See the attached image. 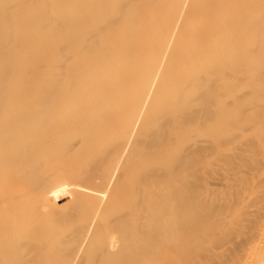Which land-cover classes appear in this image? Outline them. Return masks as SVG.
Instances as JSON below:
<instances>
[{
	"label": "bare ground",
	"instance_id": "obj_1",
	"mask_svg": "<svg viewBox=\"0 0 264 264\" xmlns=\"http://www.w3.org/2000/svg\"><path fill=\"white\" fill-rule=\"evenodd\" d=\"M232 131L264 156V0H0V264H199Z\"/></svg>",
	"mask_w": 264,
	"mask_h": 264
},
{
	"label": "rangeland",
	"instance_id": "obj_2",
	"mask_svg": "<svg viewBox=\"0 0 264 264\" xmlns=\"http://www.w3.org/2000/svg\"><path fill=\"white\" fill-rule=\"evenodd\" d=\"M248 136L232 131L229 162L215 161L207 168L210 179L220 182L216 190L225 198L220 203L225 201L232 209L211 238L201 243L199 264H264V156L249 148ZM234 213L240 217L232 219Z\"/></svg>",
	"mask_w": 264,
	"mask_h": 264
}]
</instances>
